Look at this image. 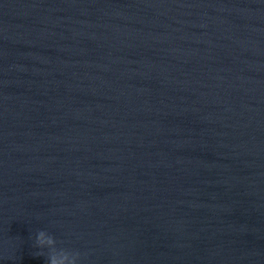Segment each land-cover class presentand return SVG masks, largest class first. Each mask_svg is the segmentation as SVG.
Masks as SVG:
<instances>
[{
    "label": "water",
    "instance_id": "obj_1",
    "mask_svg": "<svg viewBox=\"0 0 264 264\" xmlns=\"http://www.w3.org/2000/svg\"><path fill=\"white\" fill-rule=\"evenodd\" d=\"M61 249L264 264V0H0V264Z\"/></svg>",
    "mask_w": 264,
    "mask_h": 264
},
{
    "label": "clouds",
    "instance_id": "obj_2",
    "mask_svg": "<svg viewBox=\"0 0 264 264\" xmlns=\"http://www.w3.org/2000/svg\"><path fill=\"white\" fill-rule=\"evenodd\" d=\"M56 245V240L53 236L47 234L45 231H39L36 234V247L43 248L48 246L49 248H54ZM42 253H37L36 256H40ZM80 259V254L78 252L75 255H71L68 251L61 249L59 254H50L48 256V264H77V260Z\"/></svg>",
    "mask_w": 264,
    "mask_h": 264
}]
</instances>
